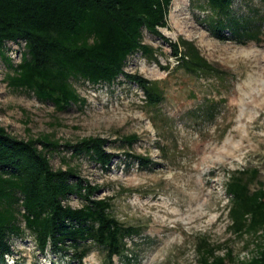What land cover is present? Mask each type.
Returning a JSON list of instances; mask_svg holds the SVG:
<instances>
[{
  "label": "rangeland",
  "instance_id": "obj_1",
  "mask_svg": "<svg viewBox=\"0 0 264 264\" xmlns=\"http://www.w3.org/2000/svg\"><path fill=\"white\" fill-rule=\"evenodd\" d=\"M212 14L204 0H172L167 27L159 30L164 40L143 34L155 59L140 53L127 59L125 73L157 83L163 100L156 107L145 103L135 84L119 77L112 85L95 87L73 82L85 103L56 112L52 104L10 88L5 78L10 71L0 58V127L18 139L50 135L58 141L60 147L49 155L52 168L74 167L100 187L95 199L109 198L110 214L135 229L112 264H198L201 239L221 247L220 255L231 249L234 262L227 264L255 253L252 237L237 238L228 231L225 184L231 173L252 169L264 182V1L234 0L229 12L258 29V41L218 40L206 25ZM181 41L194 44L209 72L177 68L169 42ZM22 50L23 44L6 45L14 66ZM129 135L138 137L132 147L121 142ZM87 137L109 141L105 148L115 157L107 171L86 156L73 157L65 147ZM125 152L151 163L140 167ZM65 204L77 209L83 202L71 196ZM10 243L12 254L0 264H79L72 250L39 253L28 231ZM87 245L82 264H107L105 249Z\"/></svg>",
  "mask_w": 264,
  "mask_h": 264
},
{
  "label": "trees",
  "instance_id": "obj_2",
  "mask_svg": "<svg viewBox=\"0 0 264 264\" xmlns=\"http://www.w3.org/2000/svg\"><path fill=\"white\" fill-rule=\"evenodd\" d=\"M171 1L0 0V58L10 71L5 77L8 86L63 112L85 103L73 82L95 87L112 85L122 77L143 92L147 105L158 106L163 95L157 83L127 74L124 68L127 59L137 53L155 59L143 34L164 40L159 30L167 27ZM204 1L213 12L206 25L215 38L239 44L259 40L258 29L229 14L234 0ZM8 43L23 44L15 66L6 55ZM169 47L178 69L192 74L211 70L193 43L169 42ZM137 141L136 135L121 138L128 147ZM108 143L107 139L87 137L65 147L73 157L86 156L107 171L115 157L106 150ZM59 147L50 135L23 140L0 127V260L12 254L10 240L28 231L39 253L47 248L64 253L72 250L74 259L82 264L87 244L93 243L107 251V264H112L113 257L126 250L124 238L136 231L110 214L109 198L95 199L100 187L81 178L74 167L52 168L49 155ZM124 156L140 167L151 163L130 152ZM257 178V169L235 171L225 184L228 231L237 238L248 236L256 241L253 256L238 264H264V182ZM71 196L83 205L75 209L65 204ZM220 249L201 239L198 264L233 263V251L226 249L220 255Z\"/></svg>",
  "mask_w": 264,
  "mask_h": 264
}]
</instances>
